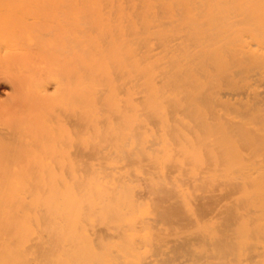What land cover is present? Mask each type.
Segmentation results:
<instances>
[{
  "label": "bare ground",
  "instance_id": "obj_1",
  "mask_svg": "<svg viewBox=\"0 0 264 264\" xmlns=\"http://www.w3.org/2000/svg\"><path fill=\"white\" fill-rule=\"evenodd\" d=\"M0 42V264H264V0H0ZM38 142L86 173L17 190Z\"/></svg>",
  "mask_w": 264,
  "mask_h": 264
},
{
  "label": "rangeland",
  "instance_id": "obj_2",
  "mask_svg": "<svg viewBox=\"0 0 264 264\" xmlns=\"http://www.w3.org/2000/svg\"><path fill=\"white\" fill-rule=\"evenodd\" d=\"M15 22V21H14ZM258 25H260V26H263V24L262 23H258ZM26 37V36H25ZM20 38H22L23 39V48H21L22 49V51L24 50H26L27 49V51H28V55H26V53H25V55L23 54V53H20L21 52V50L17 47V46H21L22 47V44H21V39ZM20 38H17L16 40V46H14V48H13V50L14 49H19V51H17V54H14V58H15V61H14V58H13V62L15 63V65L17 66H15V65H13V70L15 69V72L13 71V74L14 75H16L20 70L18 69L19 67L20 68H22L23 69V67H24V65L21 67V60L23 59V57L24 56H26L25 57V59H23V60H25V61H23L22 60V62H23V64L25 63V64H27L28 65V69H26V70H28V71H26V72H28V73H30V71L29 70H32V68H29L30 66H32V64H33V66H34V69H36L37 68V66H39V60L40 59H38V60H36V61H38V62H32V61H29V64L28 63H26V61L28 62V59L27 58H29L30 57V54H31V52H33V50L34 51H39L40 49H42V50H40L41 51V53L43 54H41V61L40 62H42V63H44L42 60L44 59V60H47V62H49V61H51L53 58H54V56L53 55H51V52H53L52 54H57V55H55V56H57V59H58V54H59V49H57L55 46H54V48H52L53 47V45H49L48 43L46 44V42H45V46H44V42H43V40L42 41H40L38 38H36V37H34L35 38V41H36V43L34 42V39H33V43L34 44H32V42H30V43H28L29 41H24L25 39H24V37H20ZM20 41H19V40ZM14 40V39H13ZM45 41V40H44ZM20 42V43H19ZM25 42V43H24ZM43 42V43H42ZM2 43H4L5 44V42H2ZM2 43L0 42V48L2 47ZM42 43V44H41ZM4 44H3V48H1L0 50V52L1 53H3L2 52V49H3V51H4V49H8V51L7 52H9V50L11 49V47H10V49L8 48V46L6 47V44H5V46H4ZM15 44V42L13 41V45ZM21 44V45H20ZM32 44V45H31ZM30 45V46H29ZM37 45H39V46H36ZM47 45H48V47H47ZM12 46V45H11ZM28 46H29V48H31L32 47V51L30 52V50L28 49ZM4 47H6V48H4ZM35 47H36V49H35ZM39 47V49H37ZM41 47V48H40ZM45 47V48H44ZM26 48V49H25ZM17 49V50H18ZM49 49H51V51L49 50ZM55 49V52L53 51ZM16 51V50H15ZM15 51L13 52V53H15ZM23 51V52H24ZM58 51V52H57ZM126 49H124L123 50V54H125L126 53ZM5 52V51H4ZM21 55V56H19V54ZM6 54V53H5ZM2 55H4V53L2 54ZM2 55H0L1 57H3ZM19 56V57H22L21 59L18 57V59H17V56ZM24 55V56H23ZM45 55H47V57H51V56H53V57H51V59L50 58H47V57H45ZM51 55V56H50ZM29 56V57H28ZM42 57H44L43 59H42ZM4 58V57H3ZM47 58V59H46ZM2 59V58H1ZM17 59V60H16ZM50 59V60H49ZM29 60H31L30 58H29ZM53 60H56L55 58L53 59ZM18 61H19V63H18ZM130 62V60H126L125 62L127 63V64H129V62ZM16 62L18 63V65L19 64H21L20 66H18L17 64H16ZM31 62V63H30ZM52 62V61H51ZM51 62H49V63H44V64H41L42 66L44 65V66H46V64L48 65V64H51ZM13 63V64H14ZM36 65V68H35V65ZM38 64V65H37ZM53 65L55 64V61H53V63H52ZM26 65V66H27ZM41 65H40V67H41ZM53 65H51V67L48 65V67H50L51 69L50 70H54L53 68H54V66ZM25 66V67H26ZM53 66V67H52ZM47 70H48V68H46ZM45 69V70H46ZM17 70H18V72H17ZM24 71H25V68H24V70H21V72H23L24 73ZM51 72V71H50ZM52 73V72H51ZM54 73V72H53ZM52 73V74H53ZM19 74V73H18ZM51 74V75H52ZM13 75V76H14ZM53 76V75H52ZM50 80V79H49ZM51 81V80H50ZM52 82H54V80L52 79V81H51V85H49L50 87V89H49V91H52L54 88L52 87ZM5 87V88H4ZM52 87V88H51ZM3 89L1 90L0 89V124L1 123H3V124H5V123H8L7 121H8V119L10 118H8V116L10 115V109H11V106H12V104H11V100L9 101V99H8V92L10 91L9 90V88H8V86L7 85H4L3 87H2ZM7 88V89H6ZM5 89V91H3ZM14 89V88H13ZM15 90V89H14ZM13 90V92H15ZM5 92V93H4ZM16 94H17V92H15ZM6 94H7V96H6ZM15 94V95H16ZM13 96H14V93H13ZM23 97H24V101H27V100H25L26 99V96H24V94L22 95ZM15 97V96H14ZM13 97V98H14ZM29 97V96H28ZM21 100V99H20ZM22 101V100H21ZM16 102L17 101H15V98H14V106H15V104H16ZM52 104L54 105V106H56V107H59L60 106V102H59V100H56V101H54V102H52ZM50 107H52V106H49L48 108H50ZM15 107H13V109H14ZM16 110V111H15ZM51 109H49L48 111H50ZM19 110H17V109H14L13 110V124L15 125V126H13V127H15V128H20V129H22L21 130V133H22V131H23V133H26L27 132V130H28V128H31L32 129V131H34V130H38L39 128H40V126H42L43 124H44V121L47 123V118H45L44 119V116L42 117V116H40L39 118H37V119H32V118H30L31 119V121H30V119L28 118V117H26L27 119H24L23 117L25 116H23V114L21 113V112H19L20 114V116L19 115H17L16 113L18 112ZM21 114H22V118H21ZM29 119V120H28ZM28 122H27V121ZM27 122V123H26ZM33 126H34V128H33ZM28 127V128H27ZM39 127V128H38ZM24 128V129H23ZM27 128V129H26ZM14 129V128H13ZM26 130V132H24ZM15 131H20L19 129H15ZM62 132H64L63 130H62ZM71 132V131H70ZM23 133H22V135H23ZM66 133V132H65ZM65 133H63V134H65ZM65 136H66V134H65ZM88 141H91V139L90 140H88ZM47 142H49V141H47ZM17 144V143H16ZM15 143H13V145L15 146V147H17L18 146V148H15L14 146H13V154H14V157H17L18 158V161H17V158H14L13 159V173H14V175H13V178H16L17 177V180H20L22 177H24L23 176V172H26V169L27 170H29L31 167L33 168H35L36 166L38 167V166H40V167H44V165H46V167H47V169L49 170H46L45 168H43V169H45L48 173H46V174H44V179H47V178H49V179H47V181H49V182H47V183H50V182H53V183H56L57 182V180L59 181V179L61 178V176H63L64 178H66V179H71L73 176L72 175H70V171L73 173V172H75V173H77V172H84V173H86L85 172V170H83V169H87L86 167H88L87 166V164H85L84 162H77L76 160H73L74 161V163L75 164H73V163H68L67 165H68V167H65L64 168V165H61L60 163H59V160H60V156L63 154V152L64 151H68V155L69 154H71L72 152H74L75 150H76V148L75 149H72V150H70L69 148L71 147V146H68V147H65V148H63V150H61V148L58 146V147H56L55 148V150L53 151V152H51L50 151V153L48 152V153H42L44 150H42V152H41V148L40 147H42V146H44V144L45 143H43L42 144V142H38L37 144L36 143H34V144H36L35 146H34V144L31 146L32 148H30L32 151H31V153L30 152H27L26 151V149H24L23 147V149L25 150V152H22V157H20V155H21V150L19 149V147L21 146H19V144L18 145H16ZM49 144V143H48ZM48 144H45L46 146L45 147H47L48 146ZM92 145V144H91ZM23 146V145H22ZM93 146V145H92ZM10 147V146H9ZM35 148V149H34ZM91 148V147H90ZM93 148V147H92ZM7 149V148H6ZM17 149V150H16ZM36 149H38V150H36ZM43 149V148H42ZM2 150V152H3V149H1ZM18 150H20V152H18V153H20V154H18L17 153V151ZM37 151H39V152H37ZM5 152H7V150H5L4 151V153ZM9 152H10V150H9ZM46 152H47V150H46ZM4 153H2V154H4ZM28 155H27V154ZM6 154V153H5ZM17 154V155H16ZM37 154L38 155H40L39 157L40 158H38V156H37ZM44 154H47L46 156H43L42 157V155H44ZM18 155H19V157H18ZM26 155V156H25ZM33 157V159H31ZM46 157V158H45ZM22 158V159H21ZM24 159V160H23ZM2 160V159H1ZM0 160V161H1ZM19 160H21L20 162H19ZM43 160V162H45L44 163V165H43V163H41V161ZM48 162H47V161ZM4 159L2 160V162L4 163ZM14 161H17V162H15L16 163V165H15V163H14ZM112 161H114V163H118L119 162V158H116V157H114V159H112ZM121 161V160H120ZM63 162V161H62ZM41 163V164H40ZM0 164H1V162H0ZM70 164H72L71 166H69ZM7 165L8 164H6V163H4V165L2 164L1 165V167H0V169H2V167L4 168V169H2V170H5L6 171V168H7ZM67 165H65V166H67ZM89 165V167L90 168H92V166L90 165V164H88ZM10 166V165H9ZM36 167V168H37ZM82 167V168H81ZM29 168V169H28ZM80 168L82 169V171L80 170ZM17 169V170H16ZM25 169V170H24ZM19 170H21L22 171V173H21V171H19ZM24 170V171H23ZM44 170V171H45ZM20 172V173H19ZM27 172H30V171H27ZM26 172V173H27ZM19 173V174H18ZM71 173V174H72ZM83 173V174H84ZM18 175V176H16V175ZM50 174V175H49ZM19 175H21L20 176V178H18L19 177ZM27 175V174H26ZM26 175H25V177H26ZM34 175V174H33ZM33 175H30V173H29V175L27 176V181H26V184L27 183H29V182H31V181H35L34 180V178H36L35 177V175L33 176ZM32 176V177H31ZM48 176V177H47ZM57 176H60V178L59 177H57ZM34 177V178H33ZM40 178H41V176H39ZM45 177H47V178H45ZM56 177H57V179H56ZM29 178V179H28ZM30 178H32V179H30ZM26 179H22V181L20 180V183H19V181H18V183H16V185L17 186H19V188H17V190H20V191H22V185L24 186V188H25V185H24V181L26 180ZM53 179V180H52ZM56 181V182H55ZM23 182V183H22ZM31 183H34V182H31ZM35 183H36V181H35ZM19 184H21V185H19ZM30 184V183H29ZM29 184H27V186H28V188H29ZM21 186V187H20ZM32 200H34L33 202H36V200H37V198H33ZM28 201V203H27V209L25 208L24 209V211H26V212H30V210L28 211V205H29V208H30V201H29V199L27 200ZM2 210V209H1ZM0 210V211H1ZM34 221V220H33ZM29 221H27V223H28ZM32 223V221L31 222H29L28 224H31ZM30 226V228H31V230L29 229H27L26 230V233H25V235H26V238L28 237V236H30V235H32V236H34V234H36V231H37V228H36V224H35V222H33L32 223V225H28V227ZM35 226V227H34ZM34 228V229H33ZM36 228V229H35ZM35 230V231H34ZM27 231H28V233H27ZM30 231H33L32 233H30ZM35 232V233H34ZM32 236H30V237H32Z\"/></svg>",
  "mask_w": 264,
  "mask_h": 264
}]
</instances>
